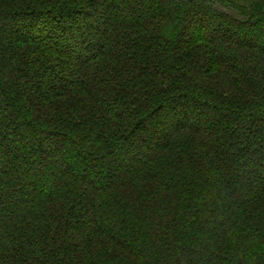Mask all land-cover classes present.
I'll return each instance as SVG.
<instances>
[{
  "label": "trees",
  "instance_id": "1",
  "mask_svg": "<svg viewBox=\"0 0 264 264\" xmlns=\"http://www.w3.org/2000/svg\"><path fill=\"white\" fill-rule=\"evenodd\" d=\"M0 109V264H264V0H0Z\"/></svg>",
  "mask_w": 264,
  "mask_h": 264
},
{
  "label": "rangeland",
  "instance_id": "2",
  "mask_svg": "<svg viewBox=\"0 0 264 264\" xmlns=\"http://www.w3.org/2000/svg\"><path fill=\"white\" fill-rule=\"evenodd\" d=\"M238 33V32H237ZM239 33L240 34H243V31L241 32V31H239ZM259 38V37H258ZM261 40V39H260ZM0 115H2V109H0ZM205 115H206V113H203L201 116H202V118H201V120L204 118L205 119ZM200 120V119H199ZM12 150H13V152H16V148L13 146V148H12ZM3 161H0V163H5V159H2ZM79 165V164H78ZM35 184H36V182H35ZM35 190L37 191V192H39L40 190H41V188H39L38 186H37V184H36V186H35Z\"/></svg>",
  "mask_w": 264,
  "mask_h": 264
}]
</instances>
